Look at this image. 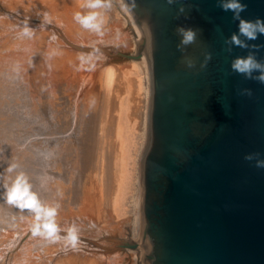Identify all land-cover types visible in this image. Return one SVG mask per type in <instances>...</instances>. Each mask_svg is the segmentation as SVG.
Masks as SVG:
<instances>
[{
    "label": "bare ground",
    "instance_id": "bare-ground-1",
    "mask_svg": "<svg viewBox=\"0 0 264 264\" xmlns=\"http://www.w3.org/2000/svg\"><path fill=\"white\" fill-rule=\"evenodd\" d=\"M85 2L0 0V264H125L126 258L130 264H143L139 241L140 181L134 195L132 229L126 227L127 223L117 226L115 220L123 210L126 192V129L133 126L131 109L119 89L122 85L118 84L117 69L107 61L113 46H133L135 55H119L135 58L133 66L146 72L148 126V51L143 30L130 10H124L128 7L126 2L111 0L109 8L97 10L105 20L103 36L83 29L74 20L76 12L91 11L83 7ZM114 8L122 12L124 19L120 18L128 21L132 33L122 26L120 18L113 16ZM25 25L33 32L31 39L20 35ZM126 85L138 96L143 94L139 79L128 77ZM97 87L103 94L101 117L96 111ZM111 99L121 104L118 122L114 121L117 117L113 115L111 119L108 115ZM134 114L142 116L140 105ZM111 123L115 124V140L110 135ZM147 143L148 139L140 168ZM111 151L119 166L114 175L110 172ZM12 164L18 167L8 172ZM21 173L45 205L59 204L56 223L61 236L72 226L79 229L80 240L75 249L66 247L63 240L48 243L34 236V216L6 203L5 186H10ZM89 176L94 192L85 188ZM111 189L114 198L110 204ZM124 228L131 232L130 238L124 242L112 239L115 232H124Z\"/></svg>",
    "mask_w": 264,
    "mask_h": 264
},
{
    "label": "water",
    "instance_id": "water-1",
    "mask_svg": "<svg viewBox=\"0 0 264 264\" xmlns=\"http://www.w3.org/2000/svg\"><path fill=\"white\" fill-rule=\"evenodd\" d=\"M240 2L247 5L242 19H264V0ZM136 4L130 12L151 71L139 191L143 264H264V169L244 159L264 158V84L231 69L249 52L264 61V47H251L264 45V35L246 41L247 49L227 44L239 21L218 0ZM178 26L198 29L197 43L181 51ZM207 53L212 58L201 68Z\"/></svg>",
    "mask_w": 264,
    "mask_h": 264
},
{
    "label": "clouds",
    "instance_id": "clouds-1",
    "mask_svg": "<svg viewBox=\"0 0 264 264\" xmlns=\"http://www.w3.org/2000/svg\"><path fill=\"white\" fill-rule=\"evenodd\" d=\"M175 0H167L168 4H173ZM219 6L225 12H232L233 19L238 20V34L234 33L227 44L234 45L239 48H249V44L246 41L256 40L259 35H264V19L257 18L256 20H245L241 18V13L246 11L247 5L241 3L240 0H218ZM111 5V0H86L83 7L91 10L86 14L76 12L74 14V20L83 29L103 36L104 34V16L100 9H107ZM137 7L136 0H131V3L124 10L129 11ZM179 11L183 13L184 7L181 6ZM45 19L49 22L50 18L46 15ZM176 34L180 37L177 47L183 51L189 46L194 45L198 41L199 30L193 28H186L184 26H178L176 28ZM22 37L31 39L33 32L25 25L20 32ZM244 37L245 39H241ZM55 40V37H52ZM253 49L259 50L264 45H252ZM231 51V47L228 48ZM211 53L205 55V61L201 65V68L207 66V62L211 60ZM183 62L189 69L196 67L194 60L188 57L183 58ZM231 69L235 73L243 75L246 79L256 80L260 84H264V61H259L256 58L255 52H249L246 57H237L232 61ZM254 72H259V75L253 76ZM242 94L252 96L251 89H244ZM259 152L247 153L244 156L246 161L255 160V167L264 169V158L260 157ZM18 165L12 164L7 169L8 172H12ZM6 191L4 193V199L6 203L13 206L20 211H27L34 216V222L31 225V231L34 236L40 237L48 243H57L63 240L66 247L75 249L79 244V229L76 226H72L66 230V235L61 236V229L56 223V216L59 209V204L53 206L45 205L39 198L38 194L32 191V185L29 183L28 178L23 174L17 175L15 180L10 186H5Z\"/></svg>",
    "mask_w": 264,
    "mask_h": 264
},
{
    "label": "rangeland",
    "instance_id": "rangeland-1",
    "mask_svg": "<svg viewBox=\"0 0 264 264\" xmlns=\"http://www.w3.org/2000/svg\"><path fill=\"white\" fill-rule=\"evenodd\" d=\"M117 10L118 9H115V11L113 10V16H115V18L116 17L117 18L122 17L124 19L122 12L120 10H118V11ZM120 15H122V16H120ZM123 19L120 18L122 26L125 29L127 28V30L130 33H132L131 32L132 30L129 28L130 25H129L128 21L126 19L124 21ZM111 52H112V56L110 57V60L107 61V63L112 65V66H115V69H117V75L119 77L118 78V82L119 83L118 82L117 83L122 85V86H119V89L121 88V91L123 90L122 91V97H124V99L127 102L126 105L131 109L130 111H131L132 114H131V117H130V126H133V128L130 127L132 129V134H133L131 137H130V128L126 129V134H127V136L129 135V137H127L128 141H126V143H125L127 145L128 149H129V151H128V166H127V171H126V175H125L126 178H123V180L126 179L125 180L126 184H124L126 186V190H125L126 192H125V196L122 199V201L124 203L123 210L120 213V215H118L115 218V220H116V225L117 226L121 225V223L122 224H126L127 223L126 224L127 226L126 225L125 226L132 229L131 219L133 218V216H135L134 215V210H135L134 209V195H136V193L138 191L139 181H140V161H141L140 157H141L142 151H143L144 146H145V144L147 142V139H148V126L146 125V121H145L146 120V118H145L146 111H147V108H148V102H147L148 98L145 95V91H146V88L149 85V80L147 78L146 72L142 71V73H141V72H139V69H136L133 66L134 64H133L132 60H134L135 58L129 59V58H125V57L119 55L120 52L121 53H127V54L135 55V50H134L132 45L130 47H128L127 49H123V48L118 47V46H115V47L113 46L111 48ZM131 64H132V66H131ZM120 68H122L123 70L120 69ZM126 77H127V79H126ZM128 77H132L133 79H136V80L139 79L141 81V83L143 85V91H142L143 94H141V96L140 95L138 96V94L136 93L135 90H133V88L132 89L128 88V86L126 85ZM99 88L100 87L96 88V91H97V93H96L97 94V102H96L97 107L96 108L99 107L98 109H96V111L98 110L97 111V115L99 117H101V115L103 114L104 103H103L102 90L100 88V90L98 91ZM98 92H100V93H98ZM134 96H135L136 100H134ZM113 98H114V96L112 97V99ZM112 99L110 101L111 106L109 107L108 115L110 116L111 119H114V117H117L116 118L117 121L115 119H114V121L118 122V114H119V111L121 110V104H120V102H117V99H114L115 101L112 100ZM113 102H116L115 105L112 104ZM146 104H147V106H146ZM102 105H103V107H102ZM139 105L141 106L142 116H139V114H134V113H136L137 107ZM101 108H102V110H101ZM113 108H115V110ZM110 110H114V111H110ZM101 112H102V114H101ZM125 112H126V110H125ZM113 115H114V117H113ZM98 116H97V119H98ZM111 119H110V121H111ZM114 121H111V122H114ZM114 125L115 124H112V123L109 124V126H111L110 131H111V133L113 132L112 133L113 135L110 134L111 138L113 137L112 139L115 140L116 138L114 137L115 134H114V130H113V129H115ZM142 127H143V129H142ZM96 152H97V149L94 152V157H97L96 156L97 155ZM111 152H112V154H111V159H112L111 160V165L112 166L110 168V172H111V175H114L115 172L117 171V169H119V166L116 165V158H115L116 155H115V153H113V151H111ZM108 153H110V152H108ZM91 177L92 176H89L88 177L89 180H88V182H86L87 186H85V188H86L87 192L88 191L94 192L93 191L94 185H93ZM90 178H91V180H90ZM93 180H94V178H93ZM89 182H90V184H89ZM94 183H95V180H94ZM92 185H93V187H92ZM88 187H90V188H88ZM113 198H114L113 197V190L111 189L110 196L108 197V201L110 200L111 202L109 201L108 203L111 204L112 203L111 199H113ZM124 219H126L125 220L126 222L123 221ZM112 237H113L112 239H118V240L120 239L122 242H124V240H127L128 238L131 237V232L129 231V229L125 230V228H124V232H120V233L119 232H115ZM114 241L115 240H113V242ZM125 264H130V260L126 258Z\"/></svg>",
    "mask_w": 264,
    "mask_h": 264
}]
</instances>
